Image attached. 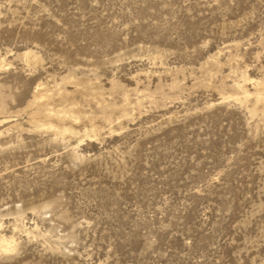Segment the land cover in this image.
<instances>
[{
  "label": "rangeland",
  "instance_id": "374dc122",
  "mask_svg": "<svg viewBox=\"0 0 264 264\" xmlns=\"http://www.w3.org/2000/svg\"><path fill=\"white\" fill-rule=\"evenodd\" d=\"M0 264H264V0H0Z\"/></svg>",
  "mask_w": 264,
  "mask_h": 264
}]
</instances>
